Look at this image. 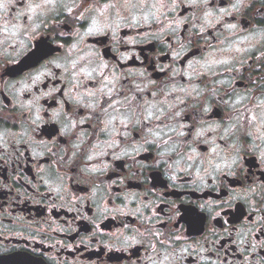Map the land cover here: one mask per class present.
I'll return each instance as SVG.
<instances>
[{
  "label": "flooded vegetation",
  "instance_id": "obj_1",
  "mask_svg": "<svg viewBox=\"0 0 264 264\" xmlns=\"http://www.w3.org/2000/svg\"><path fill=\"white\" fill-rule=\"evenodd\" d=\"M0 264H264V0H0Z\"/></svg>",
  "mask_w": 264,
  "mask_h": 264
}]
</instances>
